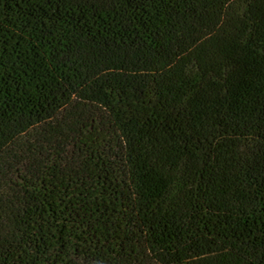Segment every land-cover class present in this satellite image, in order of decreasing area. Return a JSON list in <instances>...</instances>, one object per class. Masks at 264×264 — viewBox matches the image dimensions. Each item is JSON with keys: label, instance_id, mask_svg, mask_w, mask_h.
<instances>
[{"label": "trees", "instance_id": "16d2710c", "mask_svg": "<svg viewBox=\"0 0 264 264\" xmlns=\"http://www.w3.org/2000/svg\"><path fill=\"white\" fill-rule=\"evenodd\" d=\"M0 264H264V0H0Z\"/></svg>", "mask_w": 264, "mask_h": 264}]
</instances>
